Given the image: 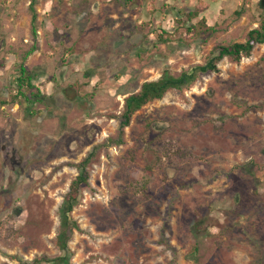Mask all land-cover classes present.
Returning a JSON list of instances; mask_svg holds the SVG:
<instances>
[{
    "label": "rangeland",
    "instance_id": "374dc122",
    "mask_svg": "<svg viewBox=\"0 0 264 264\" xmlns=\"http://www.w3.org/2000/svg\"><path fill=\"white\" fill-rule=\"evenodd\" d=\"M188 4L36 0L27 66L49 79L32 82L41 101L11 104L13 72L0 71V264L59 254L58 208L92 148L68 264H264V43L145 104L120 145L105 143L142 82L202 64L264 19L259 0L202 2L186 21ZM6 28L16 66L32 40Z\"/></svg>",
    "mask_w": 264,
    "mask_h": 264
},
{
    "label": "trees",
    "instance_id": "16d2710c",
    "mask_svg": "<svg viewBox=\"0 0 264 264\" xmlns=\"http://www.w3.org/2000/svg\"><path fill=\"white\" fill-rule=\"evenodd\" d=\"M34 0H30L27 10L30 15V35L32 45L24 52L21 57V62L25 57L33 52L36 40V24H35V11L33 8ZM186 21L194 17L193 13L183 14ZM194 24L186 27L187 33H193L194 30L201 29V27H193ZM206 31H210L205 28ZM161 33H164L163 31ZM264 43V19L261 20L259 25L249 30L246 33L245 40L241 43L235 42L226 46L218 45L211 49L207 58L202 64H197L190 67L188 70L182 71L178 75H171L166 71H163L161 75L150 81L142 82L138 89L132 93H129L123 98L122 111L118 117V124L116 130V137L114 139L107 138L106 144H121V137L123 129L128 126L131 116L141 109L145 104L159 100L169 90H181L188 87L193 83L198 75L217 73V64L223 59L227 58L232 62H238L241 58H246L250 55L255 45ZM11 104H23L25 106H32L35 103H39L42 96L39 90L31 83V77L29 73L22 66V63L17 64L13 69L12 76V95L10 96ZM5 102L0 100V106ZM95 148H92L86 156L79 162L72 164L77 171L76 176L70 181L67 187L66 193L63 195L58 210V229L55 235V244L57 246L59 254L53 258H38L31 262H25L23 264H39L44 262L45 264H68L69 250L67 242L69 241L72 231L77 229L76 223L72 220L70 214L72 208L79 202L81 197V190L87 185L88 173L87 167L90 163V159L93 157Z\"/></svg>",
    "mask_w": 264,
    "mask_h": 264
},
{
    "label": "crops",
    "instance_id": "0c3cea01",
    "mask_svg": "<svg viewBox=\"0 0 264 264\" xmlns=\"http://www.w3.org/2000/svg\"><path fill=\"white\" fill-rule=\"evenodd\" d=\"M105 1H107V0H105ZM171 1H173L174 3L176 2V0H149V3L152 4L153 6H155L156 10H154L153 13L157 14V13H160L159 11L162 8H166L170 4ZM181 1L184 4V1H186V0H181ZM187 1H189V4L186 6L193 8V14L195 16H197L196 7H199L202 2H204V4H206V2H208L210 0H187ZM29 2L26 5V3H22V0L18 1V2H15V0H0V39L1 40H3L4 36H7L5 34V32H6L5 28L7 26H8V28L10 26H11V28L13 27L16 29L21 28L26 32V35H24L23 38H26V37L31 38L30 25H29L30 15H29V12L27 10ZM35 2H36V0H34V4H35ZM34 4H33V8H34V11L36 14V16H35V24H36L35 30H36V36H37L38 34H40V30L37 28V23L39 22L41 17H40V15H38L39 7L37 5H34ZM143 13H144L142 15L143 17H147L150 15V13H145V12H143ZM181 14H182V12L176 11L177 16H180ZM16 16H19V18L17 21H14V17H16ZM25 32H24V34H25ZM9 35L11 37H13L11 35V33ZM9 39L12 40L13 38H8V40ZM6 45H8V44L6 43L5 46ZM3 51H4V53H2V49L0 48V71L4 72V71L10 70L9 73L11 75V73L13 72V69L15 67L14 54H13V52L8 51L7 49H3ZM34 55H36V49L25 57L24 61H22V66L29 73V75L31 77V83L36 78V80L43 83L44 86H48L46 84L49 81V79H47L46 83H45V74L44 73L43 74L37 73L36 70H34L33 72H29V70H28L29 68L27 65H28L30 59H32V57ZM62 63H64V61H62L61 64ZM77 64H79V66H88L87 64L85 65L83 62L77 63ZM88 64L90 65V63H88ZM10 67H12V68H10ZM34 73H37V74H34ZM74 73H77V72H74ZM74 73L69 75L68 79L69 78H74L75 80L79 79L78 78L79 74L78 73L74 74ZM10 79H11L10 81H12V76L10 77ZM1 101H3V100H1ZM2 106H0V108Z\"/></svg>",
    "mask_w": 264,
    "mask_h": 264
},
{
    "label": "water",
    "instance_id": "95a60500",
    "mask_svg": "<svg viewBox=\"0 0 264 264\" xmlns=\"http://www.w3.org/2000/svg\"><path fill=\"white\" fill-rule=\"evenodd\" d=\"M259 6H260L261 8L264 7V0H259Z\"/></svg>",
    "mask_w": 264,
    "mask_h": 264
}]
</instances>
